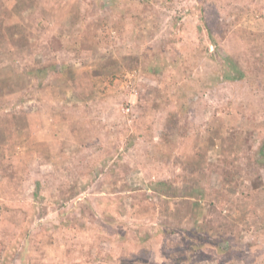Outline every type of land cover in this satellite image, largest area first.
Returning <instances> with one entry per match:
<instances>
[{
  "label": "rangeland",
  "instance_id": "rangeland-1",
  "mask_svg": "<svg viewBox=\"0 0 264 264\" xmlns=\"http://www.w3.org/2000/svg\"><path fill=\"white\" fill-rule=\"evenodd\" d=\"M263 146L264 0H0V264H264Z\"/></svg>",
  "mask_w": 264,
  "mask_h": 264
},
{
  "label": "trees",
  "instance_id": "trees-1",
  "mask_svg": "<svg viewBox=\"0 0 264 264\" xmlns=\"http://www.w3.org/2000/svg\"><path fill=\"white\" fill-rule=\"evenodd\" d=\"M29 9V8H28ZM215 44H216V42H215ZM43 71V72H42ZM45 71H47L46 69H44V70H40V72L39 73H44ZM225 73H228V74H225ZM223 74H224V76H229V75H234V77H236V78H242L243 76H244V73L242 72V70H240V69H238L237 67H233L232 66V68L230 69L229 68V71H227V72H225L224 70H223ZM261 154L264 156V146H263V150H262V152H261ZM167 201H165V200H163L162 201V207H163V210H165V208H166V210H167ZM189 203V202H188ZM188 203H183V204H177V206H176V208H175V212L174 213H172V215H174V217H178V218H180L181 216L179 215L180 213H182V205H184V204H188ZM197 205L198 206V202H196V203H194L193 204V206L194 205ZM166 205V206H165ZM189 207H190V205H189ZM73 211H74V209H73ZM93 211H94V208H93V206H91V204L89 205H87V207L84 209V210H82V211H74V215H76V216H78V215H81V214H83L84 216H86V217H88V219H91V222H93L96 226L97 225H99V220H97L96 219V215H93L94 213H93ZM183 216V215H182ZM184 217H182V219H183ZM175 232V231H174ZM208 238V237H207ZM215 242H217V240H215ZM205 244H199V246H197V247H194V246H192V252H198V251H200V249H201V247H203ZM220 245V248H221V250L220 251H222L223 253H228L227 252V248H225V246L224 245H222V244H219ZM218 247V246H217ZM219 251V250H218ZM219 251V252H220ZM221 253V252H220ZM178 263V262H177Z\"/></svg>",
  "mask_w": 264,
  "mask_h": 264
}]
</instances>
